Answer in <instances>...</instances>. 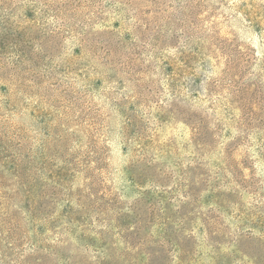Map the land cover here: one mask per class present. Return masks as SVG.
<instances>
[{
	"label": "rangeland",
	"instance_id": "obj_1",
	"mask_svg": "<svg viewBox=\"0 0 264 264\" xmlns=\"http://www.w3.org/2000/svg\"><path fill=\"white\" fill-rule=\"evenodd\" d=\"M0 264H264V0H0Z\"/></svg>",
	"mask_w": 264,
	"mask_h": 264
}]
</instances>
